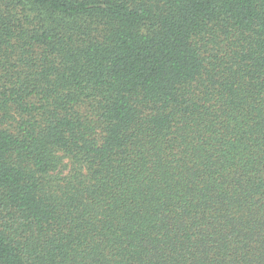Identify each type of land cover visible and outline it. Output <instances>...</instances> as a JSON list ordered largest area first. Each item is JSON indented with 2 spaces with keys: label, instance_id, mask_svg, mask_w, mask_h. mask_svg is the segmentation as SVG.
Returning a JSON list of instances; mask_svg holds the SVG:
<instances>
[{
  "label": "trees",
  "instance_id": "16d2710c",
  "mask_svg": "<svg viewBox=\"0 0 264 264\" xmlns=\"http://www.w3.org/2000/svg\"><path fill=\"white\" fill-rule=\"evenodd\" d=\"M0 264H264V0H0Z\"/></svg>",
  "mask_w": 264,
  "mask_h": 264
}]
</instances>
